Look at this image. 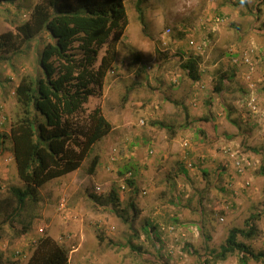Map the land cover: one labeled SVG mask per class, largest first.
<instances>
[{
    "label": "rangeland",
    "instance_id": "1",
    "mask_svg": "<svg viewBox=\"0 0 264 264\" xmlns=\"http://www.w3.org/2000/svg\"><path fill=\"white\" fill-rule=\"evenodd\" d=\"M13 1L0 0V37L27 18L16 11L22 0ZM123 2L129 20L123 42L137 50L149 74L137 75L131 54L118 49L81 112L86 117L99 107L112 125L94 146L103 169L89 175L88 159L69 188L66 177L55 188V180L43 186L33 210L0 232L5 264H28L46 236L67 248L70 264H264L244 261L239 252L217 257L230 231L247 229L248 222L258 236L239 240L264 254V1L143 0L144 23L137 0ZM46 41V35L37 38L15 59L16 69L2 75L9 78L7 91L35 71L36 49ZM187 60L197 63L198 80L184 69ZM223 73L229 82L216 93ZM7 91L0 99V135L10 133L16 111ZM5 141L0 197L23 186ZM237 160L246 168L240 174ZM113 190L118 212L105 203ZM30 213L36 214L31 229L18 237Z\"/></svg>",
    "mask_w": 264,
    "mask_h": 264
},
{
    "label": "trees",
    "instance_id": "2",
    "mask_svg": "<svg viewBox=\"0 0 264 264\" xmlns=\"http://www.w3.org/2000/svg\"><path fill=\"white\" fill-rule=\"evenodd\" d=\"M142 4L143 0H137L136 10L144 23ZM16 11L21 18L27 14V18L20 21L15 32L0 37V87L3 90L9 78L4 80L2 75L16 69L17 60L29 53L37 38L46 35L47 41L43 49H36L35 71L20 75L13 89L16 111L11 131L0 135L2 147L7 143L5 138L12 144L17 176L23 184L21 188L11 187L0 197V232L4 226L21 219L28 208L33 210L32 206L39 203V190L46 184L81 169L88 159L86 172L97 173L101 156L94 154V146L110 135L112 125L99 107L86 117L81 112L97 89H101L114 66L118 49L122 47L131 54L130 67H137V75L149 74V67L140 65L137 50L123 42L129 26L123 0H39L35 4L22 0ZM183 67L190 77L198 80L195 61L187 60ZM218 81L214 92L222 93L229 82L227 73ZM129 183L132 184L130 180ZM105 203L118 212L119 197L115 190L105 198ZM27 217L30 219L27 224L22 223L18 237L28 234L36 214L30 213ZM247 224V229L230 231L218 258L223 260L239 252L244 261L250 258L264 262V254H256L239 240L240 237L253 240L258 236L256 226ZM99 238L100 242L105 241L102 236ZM38 243L28 264H70L69 251L58 241L46 236ZM5 261L9 262L0 251V264Z\"/></svg>",
    "mask_w": 264,
    "mask_h": 264
},
{
    "label": "crops",
    "instance_id": "3",
    "mask_svg": "<svg viewBox=\"0 0 264 264\" xmlns=\"http://www.w3.org/2000/svg\"><path fill=\"white\" fill-rule=\"evenodd\" d=\"M2 86H3V84H2ZM6 86V85H5ZM0 89L2 90V92L0 91V99H1V93H2V95H4V92H3V88H1L0 87ZM5 91H7V86L5 87ZM8 93H10V90H9V88H8ZM11 93H12V95H13V90L11 91ZM3 100H4V96H3V98H2ZM5 101V100H4ZM3 104V103H2ZM0 109H2V107H0ZM11 120V119H10ZM0 126H1V124H0ZM103 159V158H102ZM102 159H101V161H100V166H99V168H98V174L100 173V171H101V168L103 169V161H102ZM11 161L14 163V156H12L11 157ZM105 164H106V161H105ZM15 165V164H14ZM75 173H76V171L75 172H72V173H70V174H68L67 176H66V179L67 180H62V182H63V186H66V188H69L68 187V184H71V182H72V180L75 178ZM72 175V176H71ZM65 178V177H64ZM63 179V178H62ZM58 180H61V179H58ZM57 182L58 181H54L53 183L54 184H52V186L55 188V186H56V184H57ZM77 183L78 182H76L74 185H73V188L71 189V191L70 192H72V191H75V190H77L78 189V186H77ZM67 190V189H66ZM73 216V214L71 213V214H69V216ZM32 235H35V236H33V237H37V232H32L31 233ZM32 237V239H35V238H33ZM37 239V238H36ZM59 240H61V239H59ZM12 263H15V262H12ZM16 264V263H15ZM22 264H26V263H22Z\"/></svg>",
    "mask_w": 264,
    "mask_h": 264
},
{
    "label": "built area",
    "instance_id": "4",
    "mask_svg": "<svg viewBox=\"0 0 264 264\" xmlns=\"http://www.w3.org/2000/svg\"><path fill=\"white\" fill-rule=\"evenodd\" d=\"M189 44L191 46L195 45L194 41H190ZM235 168L237 169V172L240 174L242 173L246 168L244 167V165L242 164V161L241 160H237L236 163H235ZM97 190H100L99 187H97ZM61 207L64 208V203L62 202L61 203Z\"/></svg>",
    "mask_w": 264,
    "mask_h": 264
},
{
    "label": "clouds",
    "instance_id": "5",
    "mask_svg": "<svg viewBox=\"0 0 264 264\" xmlns=\"http://www.w3.org/2000/svg\"><path fill=\"white\" fill-rule=\"evenodd\" d=\"M15 86H16V84H15ZM15 86H14V87H15ZM13 89H14V88H13ZM96 190H97V187H96Z\"/></svg>",
    "mask_w": 264,
    "mask_h": 264
}]
</instances>
